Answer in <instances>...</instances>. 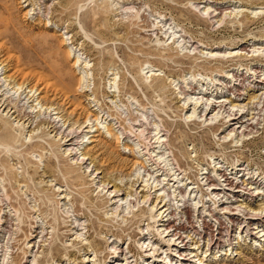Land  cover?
Wrapping results in <instances>:
<instances>
[{"label":"rangeland","instance_id":"obj_1","mask_svg":"<svg viewBox=\"0 0 264 264\" xmlns=\"http://www.w3.org/2000/svg\"><path fill=\"white\" fill-rule=\"evenodd\" d=\"M0 101V264H264V0H0Z\"/></svg>","mask_w":264,"mask_h":264},{"label":"bare ground","instance_id":"obj_2","mask_svg":"<svg viewBox=\"0 0 264 264\" xmlns=\"http://www.w3.org/2000/svg\"><path fill=\"white\" fill-rule=\"evenodd\" d=\"M1 64H2V63H1ZM1 101H2V100H1ZM1 101H0V103H1ZM1 104H2V106H1V105H0V106H1V107L4 106V110H5V109H9V102L7 101V98H5V99H4V102L1 103ZM219 107H220V106H219ZM219 107H218V108H219ZM223 107H224V106H223ZM12 109H13V108H12ZM16 110H17V109H16ZM16 110L13 111V115L16 114V112H17ZM9 111H10V110H9ZM231 116H232V115H231ZM234 120H236V119H230L229 124H230L231 122H233ZM227 124H228V122H227V123H226V122L223 123V125H227ZM259 217H260V216H259ZM178 236H179V235H178ZM176 237H177V235H176ZM180 256H181V255H180ZM181 258H182V259H181L182 261H186V260H187V262H190V259L187 258L185 255H183Z\"/></svg>","mask_w":264,"mask_h":264}]
</instances>
